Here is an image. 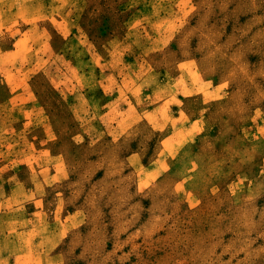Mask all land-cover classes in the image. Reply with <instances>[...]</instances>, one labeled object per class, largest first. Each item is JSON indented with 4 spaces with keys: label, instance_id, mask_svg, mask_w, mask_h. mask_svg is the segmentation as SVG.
Here are the masks:
<instances>
[{
    "label": "rangeland",
    "instance_id": "obj_1",
    "mask_svg": "<svg viewBox=\"0 0 264 264\" xmlns=\"http://www.w3.org/2000/svg\"><path fill=\"white\" fill-rule=\"evenodd\" d=\"M0 264H264V0H0Z\"/></svg>",
    "mask_w": 264,
    "mask_h": 264
}]
</instances>
